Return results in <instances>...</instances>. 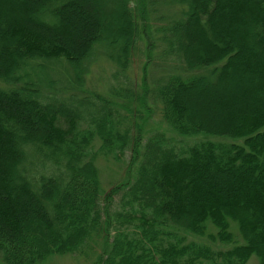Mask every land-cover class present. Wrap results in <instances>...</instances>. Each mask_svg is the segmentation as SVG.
<instances>
[{
    "label": "trees",
    "instance_id": "1",
    "mask_svg": "<svg viewBox=\"0 0 264 264\" xmlns=\"http://www.w3.org/2000/svg\"><path fill=\"white\" fill-rule=\"evenodd\" d=\"M152 8L182 66L155 92L163 122L194 139L179 147L161 130L140 147L128 103L68 94L96 48L127 70ZM58 65L71 77L53 79ZM205 94L252 106L216 121ZM127 150L132 181L101 191L97 159ZM101 239L91 264H264V0H0V264L88 257Z\"/></svg>",
    "mask_w": 264,
    "mask_h": 264
},
{
    "label": "rangeland",
    "instance_id": "2",
    "mask_svg": "<svg viewBox=\"0 0 264 264\" xmlns=\"http://www.w3.org/2000/svg\"><path fill=\"white\" fill-rule=\"evenodd\" d=\"M154 6L156 7L153 8L162 10V14L168 16L176 11L175 8L169 4L168 6ZM148 8L150 9L149 6ZM153 8L146 19L140 20V27L142 28L143 25L144 32H142L141 37L135 42L131 49L127 70L123 72L120 71L118 68L119 66L114 60L108 59L102 49L96 48L93 54L82 63L80 82L76 84L78 88L69 89L68 94L72 96L77 95L79 97L88 96L90 102H95L98 106V102L100 101L98 97L104 101L108 100L109 102L114 100L117 108L120 107L121 104L128 103V110L126 108L125 110L123 109L124 114L129 117L130 124L140 130V147L147 137L155 130H161L167 136L173 137L180 143L178 144L179 147L184 142L191 144L194 139L180 137L171 131L163 122L160 105L156 99L155 92L159 85L158 82L164 76L169 73H178L182 66L175 55L167 51V54L162 52V49L166 50L165 45L161 41V43H159V40H157V34L159 33H157L156 30L160 27L167 26L168 21H161V18H157L158 13H156L157 11L153 10ZM196 44L202 46L203 43L199 41ZM149 51H151L152 58L150 62H148L149 64L146 65V57ZM52 72L56 75H60L59 77H52L60 81L61 73L63 75L69 74L70 78L73 69L68 65H58L53 68ZM61 88L64 89L63 84H61ZM195 96H198L197 99L201 101L200 103H210L207 108H204L205 111L202 113L207 117L211 116L216 118V121H218L217 119H228V115H232L233 112L236 113L238 101H240V104H243V107L252 106L250 101L245 103L246 101L244 100L246 98L241 100L244 96L239 97L238 100L233 102L234 104H232V102L228 103L225 100H220V98L212 100L214 99L212 94ZM233 105L234 107H231ZM190 108L193 112L199 111L195 109L196 106L194 103L191 104ZM199 138L203 139L204 137H198L197 139ZM122 157L121 160L103 157L97 159L96 164L99 170L101 191H107L111 186L124 183L128 180L129 182L132 181L136 172V160H133V154L129 150H127ZM118 200L119 197L116 196L113 205L109 209L111 213L114 212L118 206ZM233 229V233L236 234ZM209 231L214 232L215 229L210 228ZM234 238L236 242H239L240 239L237 235H235ZM97 241V243H93L92 251H90L88 257L86 254L55 256L41 264H91L102 250V243H100L102 239ZM227 247H229V245H215L216 249H226ZM247 264H257V259L253 257Z\"/></svg>",
    "mask_w": 264,
    "mask_h": 264
}]
</instances>
